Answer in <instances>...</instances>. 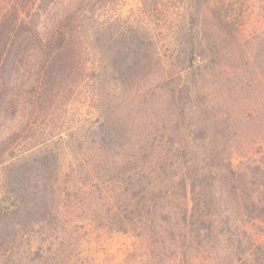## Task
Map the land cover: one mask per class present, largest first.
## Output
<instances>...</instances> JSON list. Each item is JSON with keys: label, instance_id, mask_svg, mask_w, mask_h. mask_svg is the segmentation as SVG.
I'll return each instance as SVG.
<instances>
[{"label": "trees", "instance_id": "obj_1", "mask_svg": "<svg viewBox=\"0 0 264 264\" xmlns=\"http://www.w3.org/2000/svg\"><path fill=\"white\" fill-rule=\"evenodd\" d=\"M109 1L0 0V248L13 259L3 262L21 263L22 236L36 225L64 232L71 207L78 221L132 232L148 249L123 264H164L189 251L264 264V150H239L232 113L245 99L220 98L217 55L195 62L204 48L196 31L174 34L167 66L140 26L122 27L120 14L100 20ZM96 47L108 77L130 93L101 101L92 123L46 130L39 120L84 81L101 80L87 69ZM54 135L62 148L49 143Z\"/></svg>", "mask_w": 264, "mask_h": 264}, {"label": "rangeland", "instance_id": "obj_2", "mask_svg": "<svg viewBox=\"0 0 264 264\" xmlns=\"http://www.w3.org/2000/svg\"><path fill=\"white\" fill-rule=\"evenodd\" d=\"M145 2H154L157 7L145 6ZM117 14L122 18L119 22L122 27L129 24L140 26L152 37L157 52L168 60L167 66L176 54L178 44L174 34L178 30L183 31L181 34L194 30L202 36L204 48L202 52L198 51L195 62L205 64L216 54L218 59L211 68L222 72L219 80L224 84L217 81L215 86L226 90L230 84L236 89H221L220 98H230L226 102L229 105L244 98L240 109L252 112L247 118L238 119L240 109L234 107L232 111L237 114L236 124L241 133L237 139L239 150H250V146H260L264 150V0H110L97 12L100 20L104 21ZM102 59L97 47L91 50L87 69L96 74L102 72L101 80L89 81L91 84L84 81L65 101L54 107L53 115L46 117V124L39 120L40 126L56 133L59 129L92 123L100 115L101 101H116L120 95L130 93L122 92L120 82L108 77V69ZM243 81L250 82L245 85L249 90L240 89ZM49 143L55 149L62 148L57 135ZM233 158L234 163L238 162L237 155ZM4 197L6 195L0 187V202ZM5 205L12 207L11 199H5ZM73 212L71 207L66 209L64 216L72 221L64 226V232L59 229L50 234L45 224L36 225L23 234L21 242L25 245H20L17 253L20 264H123L133 252L139 256L149 252L132 232H117L90 220L78 221ZM38 245L42 246L43 254L39 258L35 254ZM11 252H3L0 248V264H13L3 262L6 255L12 259ZM221 263L222 258L210 261L202 255L195 257L190 251L185 256L177 255L164 262Z\"/></svg>", "mask_w": 264, "mask_h": 264}]
</instances>
